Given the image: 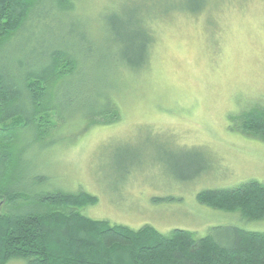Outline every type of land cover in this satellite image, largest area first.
<instances>
[{"label":"rangeland","instance_id":"1","mask_svg":"<svg viewBox=\"0 0 264 264\" xmlns=\"http://www.w3.org/2000/svg\"><path fill=\"white\" fill-rule=\"evenodd\" d=\"M140 1L76 2L72 17L90 31L93 61L107 59L95 65L100 79L111 74L108 53L115 50L99 32L104 17ZM155 26L149 68L115 80L111 97L118 120L87 125L88 118L75 109L60 115L64 122L51 115L55 128L26 150L24 165L13 166L17 176L25 174L23 184L35 194H90L97 202L82 210L85 216L132 230L179 229L223 240L222 231L232 226L264 232V220L247 221L240 212L198 201L205 191L264 185V138L239 122L244 112L264 107V0H212L201 15L173 14ZM59 37H44L42 43L62 47ZM65 38L73 47L79 43L75 36ZM24 43L3 47L0 60L12 59ZM28 139L32 135L20 141ZM36 176L45 182L30 187Z\"/></svg>","mask_w":264,"mask_h":264},{"label":"trees","instance_id":"2","mask_svg":"<svg viewBox=\"0 0 264 264\" xmlns=\"http://www.w3.org/2000/svg\"><path fill=\"white\" fill-rule=\"evenodd\" d=\"M77 1L0 0V50L25 42L12 59L0 60V264H264V232L232 226L222 229L223 240L179 229L168 234L150 226L132 230L85 216L82 210L97 202L90 194H35L23 184L25 174L17 176L13 166L24 165L26 150L55 128L51 115L60 123L61 114L75 109L88 118L87 125L118 120L111 97L115 80L149 68L157 21L178 13L201 15L212 0H141L127 12L105 16L99 32L115 47L108 53V79H100L95 67L107 59L93 61L90 31L72 17ZM57 35L66 46L42 43ZM65 36L79 43L73 47ZM239 122L247 133L264 138V107L244 112ZM24 135L32 140L20 141ZM44 179L36 176L29 186H41ZM198 201L240 212L247 221L264 220V185L256 181L235 190L201 192Z\"/></svg>","mask_w":264,"mask_h":264}]
</instances>
